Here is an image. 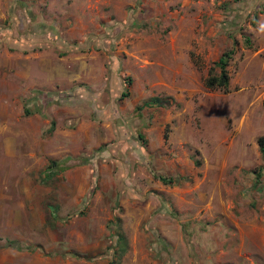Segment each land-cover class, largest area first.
<instances>
[{
  "label": "rangeland",
  "instance_id": "rangeland-1",
  "mask_svg": "<svg viewBox=\"0 0 264 264\" xmlns=\"http://www.w3.org/2000/svg\"><path fill=\"white\" fill-rule=\"evenodd\" d=\"M0 87V264H264V0H0Z\"/></svg>",
  "mask_w": 264,
  "mask_h": 264
},
{
  "label": "trees",
  "instance_id": "trees-1",
  "mask_svg": "<svg viewBox=\"0 0 264 264\" xmlns=\"http://www.w3.org/2000/svg\"><path fill=\"white\" fill-rule=\"evenodd\" d=\"M233 52L232 48L222 50L218 57L214 60L213 64L214 66L218 67V71L210 72L205 78H204V85L207 87H225L228 82V73L226 70V64L228 61V58L230 57L231 53ZM213 68V67H212ZM126 92L122 91L120 95H125ZM155 98V97H153ZM147 103V101H146ZM262 103L264 104V98L262 99ZM145 104V103H144ZM163 135L165 136L166 133L164 132ZM256 143L258 146V149L260 153L264 156V134L258 135L256 137ZM51 165H54L56 163L55 160L50 159ZM194 162L198 163L197 160H194ZM48 167V166H46ZM49 168V167H48ZM64 168L63 166L56 168L57 170H60ZM56 171V170H55ZM54 169H48L47 172H45V175L53 174ZM160 179L164 180L163 176H159ZM256 181V180H254ZM108 264H117L116 260L114 258H109Z\"/></svg>",
  "mask_w": 264,
  "mask_h": 264
},
{
  "label": "crops",
  "instance_id": "crops-1",
  "mask_svg": "<svg viewBox=\"0 0 264 264\" xmlns=\"http://www.w3.org/2000/svg\"><path fill=\"white\" fill-rule=\"evenodd\" d=\"M48 58H46L45 56H41V57H39V59H38V63L40 64V66L41 67H43V69H46V68H51V64L49 63L48 64ZM47 75H49V73L47 74ZM2 79V78H1ZM5 82H6V84L8 85V81L7 80H5ZM2 84H3V82H2ZM1 88H3V87H0V97H3L4 96V93H3V91H2V89ZM31 99H29V101H30ZM32 100H34V97L32 96ZM71 105H75V102H71ZM52 128V129H51ZM50 129V134H52V132H53V129H54V131H57L58 130V134L60 135L59 137H58V139H60L59 140V142H61V139L62 140H64L65 142H67L68 140H67V138H70V139H72L71 140V144L72 145H75V143L76 142H74V141H76V139L74 138V136H73V134L71 135V132H73L72 130L71 131H69V128H67V127H63V128H61L60 126H58V125H56V126H54V128L53 127H51ZM115 133H117V132H115ZM14 138H15V134H14ZM69 139V140H70ZM79 138H78V135H77V140H78ZM56 140V139H55ZM65 142H64V144H65ZM62 148H63V151L66 149L65 147H63L62 146ZM54 160V159H53ZM56 161V160H55ZM47 166V165H46ZM61 167V166H60ZM66 167V166H65ZM65 167L64 168H62V169H65ZM62 169H60V170H62ZM68 190V189H67Z\"/></svg>",
  "mask_w": 264,
  "mask_h": 264
}]
</instances>
